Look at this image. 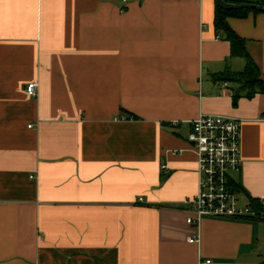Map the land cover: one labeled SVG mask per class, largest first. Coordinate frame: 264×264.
<instances>
[{
  "label": "crops",
  "instance_id": "obj_1",
  "mask_svg": "<svg viewBox=\"0 0 264 264\" xmlns=\"http://www.w3.org/2000/svg\"><path fill=\"white\" fill-rule=\"evenodd\" d=\"M217 7L0 0V264L264 263L263 221L186 223L201 113L241 121L229 184L264 204V94L219 79L246 64L215 27ZM225 22L264 82V14Z\"/></svg>",
  "mask_w": 264,
  "mask_h": 264
},
{
  "label": "built area",
  "instance_id": "obj_2",
  "mask_svg": "<svg viewBox=\"0 0 264 264\" xmlns=\"http://www.w3.org/2000/svg\"><path fill=\"white\" fill-rule=\"evenodd\" d=\"M37 89V82H32L24 90L35 98ZM240 138L238 119L201 113L192 122L188 142L197 162V193L183 203L191 214L187 225L198 228L204 218L263 219L264 213L257 214L249 203L243 204L229 184L230 173L240 166ZM188 243L198 245L200 237L196 235Z\"/></svg>",
  "mask_w": 264,
  "mask_h": 264
},
{
  "label": "trees",
  "instance_id": "obj_3",
  "mask_svg": "<svg viewBox=\"0 0 264 264\" xmlns=\"http://www.w3.org/2000/svg\"><path fill=\"white\" fill-rule=\"evenodd\" d=\"M225 2L230 3L227 0ZM237 4V3H234ZM258 5L264 6V0H258ZM217 16L215 19V27L224 39L230 44L231 56L241 57L245 60V69L241 73H229L226 72L219 77L220 80L226 82H233L240 85V89L247 90V97H252L256 93L264 94V82L260 79V74L257 65L252 61L246 50V41L238 37L226 24V17L245 18L249 14H259L257 12L249 11H224L217 7ZM238 95L233 96V102L235 103L238 99ZM234 191L239 192L238 187H233ZM249 206L252 210L256 211L257 214L264 213V204L249 200ZM264 222V217L261 220ZM264 264V263H263Z\"/></svg>",
  "mask_w": 264,
  "mask_h": 264
},
{
  "label": "water",
  "instance_id": "obj_4",
  "mask_svg": "<svg viewBox=\"0 0 264 264\" xmlns=\"http://www.w3.org/2000/svg\"><path fill=\"white\" fill-rule=\"evenodd\" d=\"M217 6L224 11H249L264 14V6L258 4H234L216 0Z\"/></svg>",
  "mask_w": 264,
  "mask_h": 264
}]
</instances>
